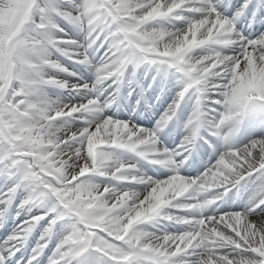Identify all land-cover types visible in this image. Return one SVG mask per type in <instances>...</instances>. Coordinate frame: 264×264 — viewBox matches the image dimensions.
Segmentation results:
<instances>
[{
	"label": "snow or ice",
	"instance_id": "snow-or-ice-1",
	"mask_svg": "<svg viewBox=\"0 0 264 264\" xmlns=\"http://www.w3.org/2000/svg\"><path fill=\"white\" fill-rule=\"evenodd\" d=\"M0 264H264V0H0Z\"/></svg>",
	"mask_w": 264,
	"mask_h": 264
}]
</instances>
